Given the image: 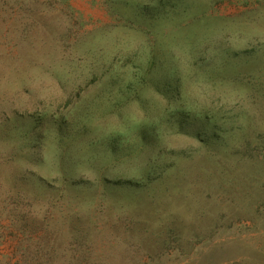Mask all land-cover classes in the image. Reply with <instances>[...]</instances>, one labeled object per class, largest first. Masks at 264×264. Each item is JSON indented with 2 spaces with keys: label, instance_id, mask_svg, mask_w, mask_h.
Returning a JSON list of instances; mask_svg holds the SVG:
<instances>
[{
  "label": "rangeland",
  "instance_id": "1",
  "mask_svg": "<svg viewBox=\"0 0 264 264\" xmlns=\"http://www.w3.org/2000/svg\"><path fill=\"white\" fill-rule=\"evenodd\" d=\"M7 228L0 264H264V0H0Z\"/></svg>",
  "mask_w": 264,
  "mask_h": 264
},
{
  "label": "trees",
  "instance_id": "2",
  "mask_svg": "<svg viewBox=\"0 0 264 264\" xmlns=\"http://www.w3.org/2000/svg\"><path fill=\"white\" fill-rule=\"evenodd\" d=\"M0 232H1V229H0ZM16 234H17V231H15L14 229L7 228L6 230H4L0 233V238H1L2 242L4 243L7 241L14 240Z\"/></svg>",
  "mask_w": 264,
  "mask_h": 264
}]
</instances>
